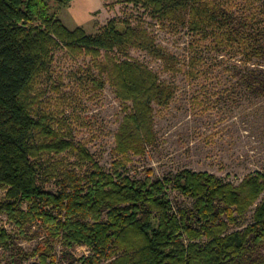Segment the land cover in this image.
Instances as JSON below:
<instances>
[{"label": "trees", "instance_id": "trees-1", "mask_svg": "<svg viewBox=\"0 0 264 264\" xmlns=\"http://www.w3.org/2000/svg\"><path fill=\"white\" fill-rule=\"evenodd\" d=\"M71 1L0 0V214L20 228L44 223L65 249L89 247L80 264H264V172H250L236 185L190 168L135 179L117 165L155 142L154 104L169 103L175 93L173 81L130 56L134 48L169 74L185 66L189 79H199V102L213 90L223 106L231 98L255 113L264 110V0H130L182 39L175 51L129 20L119 28L110 19L94 35L70 29L53 4ZM60 47L92 56L130 110L115 133V168L106 171L78 145L91 169L81 177L66 171L70 187L52 190L44 184L56 177L57 165L42 163L43 156L73 144L35 117L32 106L34 82ZM169 189L190 197L192 206L175 208ZM9 239L0 223V245ZM41 248L32 264H54L52 250Z\"/></svg>", "mask_w": 264, "mask_h": 264}, {"label": "rangeland", "instance_id": "rangeland-1", "mask_svg": "<svg viewBox=\"0 0 264 264\" xmlns=\"http://www.w3.org/2000/svg\"><path fill=\"white\" fill-rule=\"evenodd\" d=\"M53 7L70 29L81 27L94 35L110 19L119 28L123 27V20H129L147 26L170 50L183 47L182 39L179 44L177 35L159 28L130 0H72L67 5L53 4ZM129 54L157 71L162 79L173 81L175 93L169 103L154 104L156 140L142 154H132L117 164L121 173L135 179L154 180L190 168L208 171L237 185L250 172H264L263 109L260 114L255 113L246 102L236 104L231 98H226L223 106L217 102L211 86L208 88L211 92L201 96L199 102V79H189L184 65L183 70L169 74L160 61L140 49L134 48ZM96 63L90 55L71 53L60 47L55 50L48 71L34 82L32 114L38 119L43 117L57 137L73 144V148L60 154L43 156L42 163L51 161L57 165L56 177L44 184L52 190L62 188L61 185L70 187L68 178L64 177L66 171L81 177L91 169L88 162L79 158L78 145L85 146L106 171L115 168V133L130 107L116 96L108 76ZM3 192L0 189L1 197ZM168 193L175 208L189 209L193 204L190 197L175 189H169ZM252 213V210L247 213L246 222L251 221ZM0 223L10 234L7 244L0 245V264H32L37 260L34 251L39 245L41 249L52 250L54 264H80L79 258L90 252L84 245L63 248L40 221L20 228L1 213Z\"/></svg>", "mask_w": 264, "mask_h": 264}]
</instances>
